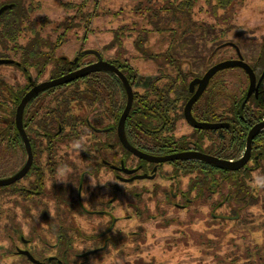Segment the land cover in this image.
Returning <instances> with one entry per match:
<instances>
[{
  "label": "flooded vegetation",
  "instance_id": "obj_1",
  "mask_svg": "<svg viewBox=\"0 0 264 264\" xmlns=\"http://www.w3.org/2000/svg\"><path fill=\"white\" fill-rule=\"evenodd\" d=\"M211 1L213 4H216L212 7L217 6L216 11L211 7V14L208 13L213 18V21H210L208 24L211 32L198 36L197 32L199 28L195 25V31L190 33L192 23H189V28L185 26L188 33L182 31L181 38H177V42L181 39V46L197 57L198 54L194 49L195 43H199L205 40L206 37L211 36V62L204 72H197L192 67L186 69L183 57L187 55L179 54L176 57L175 55H167L171 57H164L156 55L153 48H151L154 56L141 50L145 56L142 54V58L138 57L136 61H144L147 65H149V62H154L158 73L151 74L149 69L144 68L140 69V75L136 69H131L134 67L132 60H128L129 54H126L124 57L115 55L117 47L114 49V46L117 41L112 35L114 30L117 29L115 22L119 21L120 24L122 23L118 18L116 20L111 18L112 26L105 32L113 44L110 50L97 47L86 49L84 47L86 41H99L96 34L91 32L92 26L89 28V32L91 33L88 36L84 29H82L81 33L79 29L74 30L72 34H74L77 41H69L67 39L68 34L60 48L54 50L53 57L56 59H66L72 64H76L82 58L84 59L83 64L71 70H65L57 76H52L50 73V76H46V80L37 84H33L31 73L27 75L21 70L20 65H14L19 62L17 58L9 57L11 54L7 57H0V60L9 61L0 63V65L5 67L3 72H0V152L6 155L7 148L5 146L10 147L17 155L19 154L17 157H19L18 161H20V165L16 168V171L11 174L9 172L7 176L0 174V180L16 175L24 168L29 159L22 133L17 124L16 113L19 104L33 87L96 63L99 61L96 53H99L103 61L113 64L120 70L133 90L131 102L128 103V92L122 79L113 71L99 70L97 72H109L111 74L109 83H107L108 81L104 82V79H94L93 75H83L77 77L75 81L49 86L33 95L24 107L22 119L23 128L32 148L31 165L21 178L8 184H0V191L9 188V190L18 191L23 194V199L33 200L32 202L45 209L43 217L47 219L48 223L50 221L49 215L52 214L51 211L53 209L56 210L53 215L59 217L61 221L70 222L72 218H77V216L85 213L84 208H86V205H90L91 209H93L99 204L98 202H93V199L89 201L83 196L85 184L90 182L96 174L102 177L110 172L113 175V184L115 186L119 188V181L131 185V195L138 199L143 197L144 192H150V189H147L146 185H139V182H145L147 179L154 180L159 175L162 179H170L179 183L182 177L188 176L179 168L178 164L181 160L208 162L219 166L200 157L204 155L233 162L247 158L243 166L231 170L243 169L245 170L243 172L249 170L252 174H250V177L245 182H251L252 184L254 183L253 174L264 177V17L258 20L259 23L250 25V27H245V30L239 31L234 18L239 12L240 19L243 18L242 15L247 18V15L243 14V11H246L248 8V6L243 7L245 0ZM263 1L259 0V2L264 3ZM27 2H33V0ZM71 2L73 3L72 8L70 7L68 12H64L63 16L66 19L70 14H73L76 21L79 19V17H76V14L79 9V3L82 0ZM112 2L113 0H98V10L95 8V5H88V7L90 10L98 12V16H101L102 13L99 9L102 7L109 6L114 10V2ZM37 3L39 2L36 1L35 4ZM66 3L67 1L64 0L63 8ZM219 4L220 8L218 9ZM10 5L7 4L3 11L9 8ZM255 10H258V13L264 16V6L259 8L257 5ZM45 13L47 14V12ZM52 19L54 20L55 18ZM197 23H199V20H197ZM57 24L55 25L53 22L50 25V34H59ZM158 27L160 30L151 25L145 27V31H148L147 34L145 33L147 36L144 40V45L159 48L166 46V41L169 37L176 38L179 35V29H177L179 24L175 20L170 25ZM163 27L169 30H164ZM259 28L262 29L260 33L257 32ZM75 33L78 34L75 35ZM80 34H83L82 38H80ZM125 38L130 39L131 37L127 36ZM233 38L242 39L247 42L242 47L240 44L230 40ZM252 41H256L255 50L248 45ZM20 42L25 43V40H20ZM175 42L174 40L169 42L168 50L175 47ZM64 44L66 46L61 48ZM15 45L17 46L15 43L11 46L16 47ZM11 46H8L9 48L6 49V53H10L8 50ZM59 49H68L70 53L62 55L58 53ZM111 50L114 55L108 54L106 56L105 52L110 53ZM90 55L95 57V62H87V57ZM143 57L146 58L144 59ZM159 58L164 60L160 64H157L156 61ZM165 58L172 63L168 62ZM119 59L122 62L121 65L117 63ZM227 61H241L247 64L255 76H251L249 71L240 64L230 62L231 64L218 69L209 76L205 87L202 88V80L205 75L215 66ZM187 62L189 65L191 64L190 60H187ZM51 63L55 67L54 62ZM50 70L48 65L45 72H50ZM228 70H240L245 76L246 84L241 87L238 95H233L229 91ZM146 73H149V75H145ZM23 77L29 79L26 87H23ZM113 77L116 80H112ZM69 84L75 87L68 92L71 94L77 93L78 99L72 100V98H75L73 95L69 100L68 96H66L67 93L64 92V89ZM21 90H25V92L19 97L18 91L20 92ZM47 91L49 100L39 102L41 98H45L44 95ZM221 95H225L227 101L223 104H218L217 102ZM140 96L143 97V102L138 100ZM193 96H195V100L189 107L188 116L190 119H188L186 107ZM254 98L256 99L255 101ZM59 99H67V101L60 102ZM53 102H55L54 105H52ZM57 102L58 105L59 103H64L69 106L63 115L65 118L64 125H62L61 121H57L62 116L58 115L59 112L58 114L56 112L51 113L54 107H58ZM73 104L77 107L79 106L78 109H83L84 113L81 115L74 113L72 110ZM61 106L63 110L64 105L62 104L59 107ZM161 106L165 107L164 111L161 110ZM29 107L32 108L30 114L27 113ZM38 107L48 108L46 112L49 113L46 114L48 116L42 117V119L49 120L48 135L50 137L53 135V131L60 132L63 126L66 128L67 137L63 140L71 142V144L68 142L64 143L66 147L70 145L69 149H55L53 155H51L52 153L49 150H45L47 139L42 136L37 137L35 134V130L41 131L39 129H42L37 126V119L39 118L36 115L34 116L36 110L39 109ZM120 122L124 125V136L127 143L121 138L119 132ZM78 123H80L78 128L73 130L74 125ZM179 124L183 129L178 128ZM219 124H223V126ZM259 124L263 126L258 129L252 137L250 145H248L252 129L255 125ZM206 125H211V127H207ZM209 130H211V135L207 133ZM235 131L236 134H234ZM238 131L240 132L237 133ZM197 134H199V137H196ZM209 136H211V139ZM77 144H81L82 146L78 145L79 147H77ZM51 145V142H49V146ZM119 151L121 152L120 157H118ZM43 154L47 156L45 168L37 162L39 156L41 157ZM65 154L70 156V159L74 158V160L77 159L80 162L81 160L87 162L88 167H93V171H90V168L86 166L84 170L77 173L76 161H71L72 168L65 170L64 166H59L61 158ZM185 155L194 156L183 158ZM1 158L5 159V157ZM49 158L53 159V165H51ZM168 164L170 168L166 169L165 166ZM71 170L75 171L74 176L73 174H69L73 172ZM64 172H68V177L70 179L74 178L75 182L63 180ZM25 177L27 179L31 178V182L27 186H22L20 185V181L25 179ZM50 183H54L55 185L50 186ZM109 185L115 187L114 185ZM49 190L53 192L54 201L49 200ZM30 191L35 194L26 195L31 197L28 199L25 194ZM211 194L215 193L212 191ZM181 195L184 196L186 194L184 191H181ZM151 197H154V194H151ZM175 197L176 195L172 196V198ZM35 198L38 201H35ZM172 198L169 199L172 201ZM188 201H190V198ZM52 202L55 203L53 209L51 208ZM65 203L68 204V207H66L68 211L63 214L60 206L63 208ZM246 203L250 205L249 216H253L252 208H258L260 211L259 216H264V188L259 187L258 195L250 196ZM234 208L235 206H229L228 212L231 213ZM91 212L106 213L105 211ZM241 216L244 215L240 214L234 217L237 219ZM51 227L53 228V226ZM56 236L57 241L54 244H51L49 241L47 243L57 253H69L67 249L74 247V234L61 230L59 233H56ZM29 242L28 240H24L27 247L20 250H28L35 258V252L32 251L31 246L30 248L28 247ZM252 244L262 246L264 239L262 244H256V240ZM59 245L65 247L60 248ZM54 255L52 253L44 255L41 261H45L43 263H46L49 257H56ZM37 260L38 262L35 263L40 262L39 259Z\"/></svg>",
  "mask_w": 264,
  "mask_h": 264
},
{
  "label": "rangeland",
  "instance_id": "obj_2",
  "mask_svg": "<svg viewBox=\"0 0 264 264\" xmlns=\"http://www.w3.org/2000/svg\"><path fill=\"white\" fill-rule=\"evenodd\" d=\"M4 1L5 0H0V2ZM36 1L41 3L39 6L43 11L50 13L51 18H55V25L65 19L63 16L64 12H68L70 9L68 4H65L64 8L62 7L64 0H33L34 4ZM66 1L67 3H70L74 0ZM127 1L134 4V1L132 0ZM170 1L171 0H165L163 5L167 7ZM6 5L2 6L0 9ZM257 5L260 8L264 6V3L259 2V0H245L243 7L248 6V8L246 11H243V14H246L247 18L242 15L243 18L240 19V12L236 14L234 18V22L237 23L239 31L245 30V27L255 25L259 23V19H263L264 16L259 14L258 10H255ZM155 6H157V4H155ZM201 6L203 11L197 12L200 17V24H196L199 28V31L197 32L198 36L211 32V28L208 24L210 21H213L212 15L210 16L205 13V11L211 10V0H209L208 3L202 1L200 5L195 7V9L199 10ZM87 9L90 10L88 6ZM256 13L258 14L254 16ZM186 19L187 16L183 15L179 27H177V29H179L178 37H169L166 41V46L159 48L144 44L129 46V44H121L118 42L115 43L114 46V49L118 46L115 55L124 57L126 54H129L130 57L128 60H132V65L138 72L140 69L147 68L151 74H157L158 69H156L157 67L154 62H149V65H147L144 61H136L138 57L142 58V54H144L142 52L143 50L148 49L151 51V48H153L154 53L159 56L171 57L167 55H175L176 57L179 54L187 55L188 57H183V59H185L184 66L186 69L192 67V69L197 72H204L207 70L209 63L211 62V36L206 37L205 40H202L199 43H195L194 49L198 55L197 57L193 56L186 48L180 45L181 39L177 42V38H181V33L184 30L183 28H185ZM106 21L107 20L104 21V18L98 15L92 17L90 21L92 26L91 32L96 34L99 41H86L84 46L86 49L92 47L106 49V46L111 44L110 37L105 32H107L112 25L111 21ZM115 26L116 28L121 26L120 22H115ZM77 29H79L80 33L82 32V28ZM147 31H145L146 34ZM261 31L262 29L260 28L257 30L258 33ZM57 34L58 33H52V38L55 39ZM76 34L78 33H75V35ZM82 35L83 34H80V38H82ZM67 39L69 41H77L74 34H69ZM171 40L176 41L174 44L175 47L168 50L169 42ZM230 40L240 44L242 47H244L247 42L238 38ZM248 45H250L253 50L256 49V41H252L248 43ZM65 46L66 44L61 48H64ZM58 53L65 55V53H70V51L68 49H59ZM105 53L106 56L108 54L114 55L112 50L110 53ZM232 56H234V54H232ZM94 58L95 57L91 55L88 56L87 62H95L96 60ZM143 58L145 59L146 57ZM163 60L164 59L159 58L156 63L160 64ZM187 60H190V65ZM167 61L170 62L169 60ZM4 68L3 65H0V72H3ZM51 70L50 72H44L40 76L33 72V74H31L33 84L46 80V76H50ZM227 72L229 91L233 93V95H238L241 87L246 84L245 76L240 70H228ZM139 74L141 75V72H139ZM84 75H93L92 77H94V79H104V82L108 81L107 83L111 80L109 72L104 73L92 71ZM145 75H149V73H146ZM76 79L77 77L64 83H70ZM144 79L148 81L147 78L144 77ZM28 80V78L23 77V87L27 86ZM55 85L57 84L51 86ZM74 87L75 86L69 84L67 88L64 89L69 100L73 95L75 98H72V100L78 99L77 93L71 94L68 92ZM225 101H227V97L221 95L217 103L223 104ZM54 104L55 102L52 103V105ZM78 107L73 104L72 110L74 113L80 115L83 114V109H78ZM62 108V106H58V109L55 110L56 114L59 112L58 115H62L61 117H63L65 113ZM47 110L48 108L45 109L44 112H47ZM178 128L183 129L180 124L178 125ZM207 133L208 135H211V130ZM196 137H199V134H197ZM209 137L211 139V136ZM78 145H80V147L82 146L81 144H77V147H79ZM5 148H7L6 155L0 152V174L7 176L9 172L11 174L17 170L16 168L20 165V161H18L19 157H17L19 154L17 155L10 147L8 148L5 146ZM120 156L121 152L119 151L118 157ZM1 157H5V159H2ZM46 158L47 156L43 154L41 157L39 156V159L37 160L38 164H42L44 168L46 167ZM71 161H76L77 173L84 170L86 166L88 167L87 162L82 160L80 162L77 159L74 160V158L70 159V156L67 154L63 155L59 166H64V169L68 170L69 168H72ZM165 167L166 169L170 168L169 164ZM88 168H90V171H93V167ZM71 171L73 172H70L69 174H73L74 176L75 171ZM69 174L68 172H64L63 180L74 181V178L70 179L68 177ZM194 176L195 174H190L182 177V180L179 183L170 179H162L159 175L154 180L147 179L145 182H139V185H146L147 189H150V192H144L143 197L138 199L131 195V185L119 181V188L115 186L113 184V175L110 172L102 177H100L99 174H96L90 182L85 184L83 196L89 201L93 199V202H98L99 204L93 209H91L90 205L87 206L85 204V213L81 216H77V218H72V221L70 222H65V220L61 221L59 217L53 215L56 210L53 209L55 203L52 202L53 205L51 208L53 210L51 211L52 214L49 215L50 221L48 223L47 219H44L43 217L45 209L32 202L33 200L23 199V194L18 191L5 188L3 189L5 191H0V245L5 244L6 248H10L14 245L15 248H17L18 253L23 254L20 252V249L25 247L24 242H22L21 239H18V241L13 243L10 240V236L5 235V232L7 231L6 229H8L7 232H12L13 230L21 228L24 232V236L31 241L29 245L37 248V253H43V255H49V253H52L60 258L57 251L47 242L49 241L51 244H54L57 241L56 233L58 231H55L52 234L53 230L50 223L56 227L59 222H62L64 225L61 230L69 231L71 234H74V247L67 249L70 253L69 260L71 264H167V262L170 261L169 258L172 259L171 256L177 255V257L180 258L186 253V251L195 249L193 247L194 242L192 241L195 236L194 233L197 232L199 235L204 234L207 226L211 225L213 230H215L220 236L224 237L225 246L233 244L234 251H240V253H242L239 257L234 256L236 259L243 258L241 259L240 264H253L252 259H247V252L249 249L252 251L254 250L252 243L255 240L256 244L263 242L264 216H259L260 211L258 208H252L251 211L253 210V216H249L248 219H245L244 221L241 220V222L233 223L217 218L216 216L222 213H224V215L228 214V209L225 210V207L213 209L214 204H219L221 202L219 194H211L209 198H194V192L189 194L188 197L181 195V191H184L185 193L188 191L189 181ZM20 182V185L27 186L31 182V178L27 179L25 177V179ZM109 184L114 185L115 187H112ZM49 185L54 186L55 184L50 183ZM252 185L253 187H256L254 188L255 195H258L259 187L255 186L254 183ZM226 190V188H223L224 192H226ZM151 194H154V197H151ZM174 195H176V197L172 198ZM65 198L67 199V197ZM169 198H172V201ZM189 198L192 199V202L186 204ZM49 200L54 201L53 192L51 190H49ZM35 201H38L37 198H35ZM66 207H68L67 203L63 205V208L60 206L63 214L68 211ZM91 211H105L106 213H96ZM12 217H14L16 222L19 223L15 229L11 226ZM64 247L65 246L63 245L60 246V248ZM178 252L183 253L178 255ZM20 254H18L17 258H14V261L17 262L16 264H27L26 260ZM36 258L39 259L37 256L35 259ZM41 258L42 257H40V259Z\"/></svg>",
  "mask_w": 264,
  "mask_h": 264
},
{
  "label": "trees",
  "instance_id": "obj_3",
  "mask_svg": "<svg viewBox=\"0 0 264 264\" xmlns=\"http://www.w3.org/2000/svg\"><path fill=\"white\" fill-rule=\"evenodd\" d=\"M27 1L5 0L4 2H0V7L1 5L3 6L6 4H12L0 14V57H7L11 54L9 57L17 58L19 62L14 65H20L21 70L27 75H30V73L33 74V72H35L36 75L40 76L46 71V68L49 65V70L52 67L51 75L57 76L65 70H71L82 64L84 60L82 58L76 64H72L63 58L56 59L53 57V53L55 49L60 48L61 44L65 41L66 36L68 34H72L74 30H77V28L84 29L88 36L90 33L89 28H91L90 21L93 16L98 15L99 13L87 9V6L95 5V8L98 10V0H82V2L79 3V9L76 14V17H79V19L75 21V16L70 14V16L66 17L65 20L60 21V23L57 24V31L59 34L55 39L52 40V36L50 34V25L54 22V20L50 17V13L48 15V13L46 14L43 10H41V7L39 6L40 3L33 4V2ZM132 1H134V4L128 2L127 0H113L115 7L114 10L109 6L99 9V11L102 13L101 16L104 18V21H111V18H113V20L118 18L122 21L120 24L121 26L114 30L112 36L117 41V43H127L129 46L144 44V40L147 36L145 34L146 26L151 25L155 28H159L158 26L170 25L174 20L177 22V24H179L183 15L187 16V19L185 20L186 27L189 28V23H192L190 33H193L195 31L197 20H200L197 12L203 11L202 6L199 10H196L195 7L200 5L202 1L208 3L209 0H171L167 7L163 5L165 0ZM66 4H68L71 8L73 6L72 2ZM155 4H157V6H155ZM213 5L216 4H213L211 1V7ZM212 8L214 11H216L217 6ZM219 8L220 4L218 9ZM205 13L211 14V10L205 11ZM163 29L169 30L166 27H163ZM183 29V32L188 33L185 28ZM127 36L131 38H125ZM20 40H25V43L20 42ZM14 43L17 44V46L15 45L16 47L11 46ZM9 45L11 46L8 50L10 53H6V49L9 48ZM111 46H113L112 43L106 46L105 50H110ZM144 51L147 54L154 56V54L148 49ZM51 62H54L55 67ZM117 63L118 65L122 64L120 59ZM121 68L123 67L121 66ZM112 80H116V78L113 77ZM24 92L25 90H21L20 92L18 91L19 97ZM44 97L45 98H41L39 102H42V100H49L48 91L45 93ZM138 100L143 102L144 99L140 96ZM255 100L256 99L254 98V101ZM59 101L66 102L67 99H59ZM56 104L57 106L63 104L64 111H66L67 107H69L64 103H59L58 105L57 102ZM57 109L58 107H54L51 113L55 112ZM31 110L32 108L29 107L27 113L30 114ZM161 110L164 111L165 107L163 108L161 106ZM44 111L45 107H40L38 110H36L34 116L36 115L37 118H39L37 119V126L42 128L39 129L41 131L35 130L36 136H42L43 138L47 139L45 150H49L52 153L51 155H53L55 149H69L70 145L66 147L65 144L66 142L71 144V142L68 140H63L67 137V130L64 126L60 132L53 131V135H51V137L48 135L49 120H43L42 117H47L48 115L46 114L49 113ZM57 121H61L62 125H64L65 118L61 117V119ZM78 125H80V123L74 125L75 127L73 130L77 129ZM239 132L240 131L237 133ZM234 134H236V131ZM49 142H51V146H49ZM49 160L51 165H53L54 163H52V159L49 158ZM178 165L183 173L188 175L195 174V176L190 179L188 186L189 189L184 196L188 197L189 194L194 192V198H209L211 196V192L213 191V193L219 194L221 199L219 204H214L213 209L225 207L226 210L229 209V206H235L231 213L228 212V214L225 215L222 213L217 215V218L233 223L241 222V220L244 221L245 218H248L250 205L247 204L246 201L250 196H255L252 183L245 182L247 178L250 177V174H252L249 172V170L246 172H243L245 171L243 169L232 171L231 169L225 167L215 166L208 162L198 161L181 160L179 161ZM223 188L227 189L226 192L223 191ZM34 194V192L30 191L29 193H26L25 196ZM26 197L28 199L31 198L29 196ZM191 202L192 199L190 198V201L187 203L190 204ZM238 214H243L244 216L235 219L234 216H239ZM18 225L19 223L16 222L14 217H12L11 226L15 229ZM63 225L64 223L59 222L58 225L54 227L53 224L50 223V226H53L52 234L55 231H58L59 233ZM211 227V225H208L204 234L199 235L197 232L194 233L195 236L192 241L194 242L193 247L195 249L186 251V253L180 258H178L177 255L171 256L172 259L169 258L170 261H168L167 264H240V261L243 258L236 259L235 257H239V255L242 253H240V251H234L233 244L225 246L224 237L220 236ZM6 230L8 231V229ZM7 231L5 232V235H9L10 240L13 243L18 241V239H21L22 242H24V240L30 241L29 238L24 236V232L21 228L13 230L12 232ZM262 243L263 242H260V244ZM253 246L254 250L252 251L249 249L247 252V259H252L253 264H264V244L262 246ZM28 247L30 248V245H28ZM31 248L33 252H36V256L39 257V263L31 261L25 254L18 253V250L14 245L10 248H6V245L2 244L0 245V264H16L17 262L14 261V258H17L18 254L22 255L27 264H71L69 260L70 253H57L60 258L55 254L54 256L56 257H49V260H47L46 263H43L45 262L41 261L43 258L40 259V257L44 256L43 253H37V248L33 247L32 245ZM179 252L178 255L183 253Z\"/></svg>",
  "mask_w": 264,
  "mask_h": 264
},
{
  "label": "water",
  "instance_id": "obj_4",
  "mask_svg": "<svg viewBox=\"0 0 264 264\" xmlns=\"http://www.w3.org/2000/svg\"><path fill=\"white\" fill-rule=\"evenodd\" d=\"M5 9L2 8L0 10L3 11ZM98 58H99V61H97L96 63L94 64H91V65H88V66H85L84 68L78 70V71H74V72H71L69 74H66L62 77H59L57 79H54V80H51V81H47V82H44V83H41L35 87H33L26 95L25 97L23 98L22 102L19 104L18 108H17V113H16V120H17V124H18V127L22 133V136H23V139H24V142H25V146H26V149L28 151V155H29V159L26 163V165L24 166V168L19 171L16 175H14L13 177L11 178H8V179H2L0 180V184L1 185H4V184H8L10 182H13L19 178H21L25 173L26 171L29 169L30 165H31V162H32V148H31V144L29 142V139H28V136L23 128V123H22V119H23V111H24V107L26 105V103L28 102V100L33 96L35 95L36 93H38L40 90H43L53 84H59V83H64V82H68L70 81L71 79L73 78H76V77H79V76H83L84 74H87L89 72H92V71H98V70H109V71H113L115 72L123 81V84L128 92V103L131 102V99H132V95H133V90H132V87L131 85L129 84L128 80L126 79V77L120 72V70H118L113 64L107 62V61H103L102 58H101V55L99 53H96ZM4 62H9L8 60H0V63H4ZM231 63H235V64H240L241 66H243L247 71H249V73L251 74V76H255L250 67L241 62V61H230ZM229 61L227 62H224L222 64H219L218 66H215L214 68L211 69V71L209 73H207L205 75V77L203 78L202 80V88L205 87L207 81H208V78L209 76H211L215 71H217L218 69L222 68V67H225V66H228L229 64H231ZM195 100V96L192 97V99L188 102V105L186 107V111H187V116H188V113H189V107L190 105L192 104V102ZM188 119H190V117L188 116ZM220 126H223V124H219ZM207 127H211V125H206ZM263 125H255V127L252 129L251 131V135L249 137V141H248V145H250V141L252 139V137L255 135V133L258 131V129H260ZM119 132H120V135H121V138L122 140L126 142V139H125V134H124V125L122 122H120L119 124ZM129 146V144H128ZM194 156V155H193ZM193 156H189V155H185L183 156V158H190V157H193ZM200 157H203L204 159H206L207 161L209 162H213L219 166H222V167H225V168H229V169H237V168H240L241 166H243V164L245 163V160H247V158H244V159H240V160H237L235 162L233 161H228V160H223V159H219V158H216V157H211V156H200ZM167 159V158H165ZM21 253L27 255L29 257V259L31 261H34V262H38L37 259H35L33 257V255L28 251V250H21L20 251Z\"/></svg>",
  "mask_w": 264,
  "mask_h": 264
},
{
  "label": "clouds",
  "instance_id": "obj_5",
  "mask_svg": "<svg viewBox=\"0 0 264 264\" xmlns=\"http://www.w3.org/2000/svg\"><path fill=\"white\" fill-rule=\"evenodd\" d=\"M253 175H254L255 186L264 188V177L257 176L256 174Z\"/></svg>",
  "mask_w": 264,
  "mask_h": 264
}]
</instances>
